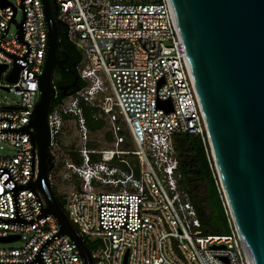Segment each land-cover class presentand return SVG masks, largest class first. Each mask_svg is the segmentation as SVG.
Listing matches in <instances>:
<instances>
[{"label":"built area","instance_id":"obj_1","mask_svg":"<svg viewBox=\"0 0 264 264\" xmlns=\"http://www.w3.org/2000/svg\"><path fill=\"white\" fill-rule=\"evenodd\" d=\"M0 87L19 101L0 104V264H82L75 244L25 186L35 176L34 148L24 131L37 100L47 30L40 0H0ZM66 38L82 54L81 78H95L52 105L51 150L74 120L80 145L57 175L70 185L65 211L78 232L94 239V264H251L225 198L194 92L170 0H55ZM21 9L22 19L15 20ZM11 23L17 31L8 36ZM21 24L22 38L18 31ZM19 64L15 82L7 81ZM169 100L171 109L158 106ZM97 108L112 139L90 148L81 106ZM124 131L125 133H120ZM199 135L223 197L229 233L201 234L188 194L179 187L173 136ZM1 149L2 146H0ZM55 156V154H54ZM125 261V262H124Z\"/></svg>","mask_w":264,"mask_h":264},{"label":"water","instance_id":"obj_2","mask_svg":"<svg viewBox=\"0 0 264 264\" xmlns=\"http://www.w3.org/2000/svg\"><path fill=\"white\" fill-rule=\"evenodd\" d=\"M47 30L45 58L38 75L37 100L24 131L34 148L35 176L25 186L43 202L41 216L52 215L75 244L82 264H94L86 239L72 224L50 180L55 156L50 144L49 114L61 91L56 71L66 56L55 0H40ZM0 1V6H5ZM194 92L203 115L225 198L241 232L251 264H264V0H170ZM21 27V24H18ZM22 38L21 28L18 31ZM63 36L66 37L64 31ZM4 65H0V72ZM19 64L6 79L17 80ZM158 106L171 109L169 100ZM17 237L0 238L8 242ZM125 262V261H124ZM125 264V263H124Z\"/></svg>","mask_w":264,"mask_h":264},{"label":"trees","instance_id":"obj_3","mask_svg":"<svg viewBox=\"0 0 264 264\" xmlns=\"http://www.w3.org/2000/svg\"><path fill=\"white\" fill-rule=\"evenodd\" d=\"M64 31L65 27L61 26L60 43L64 54L60 57L64 58L66 56L65 64L68 67L72 66V64L77 66L82 60V54L73 43L63 36L62 33ZM56 76L57 77L54 79L55 85H58L65 80H73V74L70 73H66L65 75V73L57 71ZM63 98L65 97L62 96L60 91H58L52 105H56ZM80 106L82 116L89 133L102 131L105 125V119L99 115L98 109L82 104H80ZM68 131L67 135L70 137L71 129ZM103 132L104 142L108 144L112 139L111 133L108 130ZM120 133L125 132L121 131ZM70 138H72V136ZM59 141H61V138ZM70 142L71 141L66 143V149L64 150L65 153H69L70 158L75 160L76 152L73 151L74 141ZM173 145L178 163V171L180 174L178 180L179 187H181V189L188 194L189 200L195 208L197 217L201 223V234L203 236L228 234L229 226L227 216L224 211V200L221 193L218 191L215 178L210 170L206 157L205 146L201 137L199 135L191 134H176L173 136ZM87 146L93 148L100 145L96 144L93 140H89L87 142ZM60 165V162L57 163L56 160L54 161V166L50 175L51 183L57 171L60 169ZM52 187L62 207L65 208L66 195L64 193H59L55 189L53 183ZM86 241L89 248L93 251V243L88 239Z\"/></svg>","mask_w":264,"mask_h":264},{"label":"rangeland","instance_id":"obj_4","mask_svg":"<svg viewBox=\"0 0 264 264\" xmlns=\"http://www.w3.org/2000/svg\"><path fill=\"white\" fill-rule=\"evenodd\" d=\"M10 2H12V0H9ZM22 19V11L19 8L17 10V14L15 17V20L17 22H20ZM17 31V26L15 23H11L10 28H9V32H8V36H12L16 33ZM56 73L54 75V79L56 78ZM1 83H4L5 81L3 79L0 78ZM19 101V97L17 95H15L12 91H8L6 89H3L2 87H0V104H6V105H11L14 104L16 102ZM110 127V124L108 123V121L105 119V125L102 131H98L95 133H89V138L90 140H93L96 144H99L100 147L107 145L106 142H104L103 139V131L108 130ZM71 129L70 132V137L72 136V138H70L67 133L69 132L68 130ZM69 141H74V147L73 149H77L78 146L80 145V138L78 135V131L76 129L74 120H71L67 123L64 132L61 135V141H59V148L57 150H55L54 154H55V160L57 163L62 162L64 159L68 160L67 154L63 157V151H65L64 149H66V143ZM70 142V143H71ZM70 145V144H69ZM68 145V146H69ZM0 146H2L3 149L0 148V154L1 153H11V149L8 148L4 143H0ZM59 149H62L63 151H59ZM72 150V149H71ZM70 150V151H71ZM54 160V161H55ZM53 185L55 186V189L59 192V193H64V194H68L71 190L70 185L68 182L62 180L60 178L59 175H55L53 180H52ZM89 240L93 243V245L95 244L94 239L89 238ZM21 246V242L20 241H13L10 243H4L0 241V247H20Z\"/></svg>","mask_w":264,"mask_h":264},{"label":"flooded vegetation","instance_id":"obj_5","mask_svg":"<svg viewBox=\"0 0 264 264\" xmlns=\"http://www.w3.org/2000/svg\"><path fill=\"white\" fill-rule=\"evenodd\" d=\"M63 66L67 68V69L61 71V72L65 73V75H66V73H70V74L75 73V74L77 75V80H76V82H75V85H74V86H71V87H69V88H67V89L65 90L66 93H69V95H70V94H72L73 92H75L76 90H79L80 88H82L84 85L88 84V82H87L86 80H84V79L81 78V69H82V67L80 66V64L77 65V66H74V64H72V66L68 67V66L65 64V62H64V63H63ZM73 67L75 68V70H74ZM56 72H57V71H56ZM66 79H67V77H66ZM70 82H71V81L65 80L64 82L59 83L58 85H66V84H69ZM59 91H60V90H59ZM60 92H61V91H60ZM57 93H58V91H57ZM65 97H66V96H65Z\"/></svg>","mask_w":264,"mask_h":264},{"label":"clouds","instance_id":"obj_6","mask_svg":"<svg viewBox=\"0 0 264 264\" xmlns=\"http://www.w3.org/2000/svg\"><path fill=\"white\" fill-rule=\"evenodd\" d=\"M87 80H88V82H89V85L94 86L95 78H94L93 76H89Z\"/></svg>","mask_w":264,"mask_h":264}]
</instances>
